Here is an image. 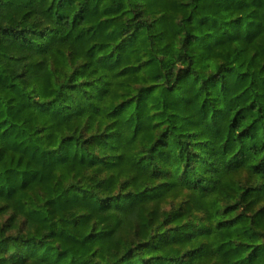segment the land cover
I'll use <instances>...</instances> for the list:
<instances>
[{"label": "trees", "instance_id": "1", "mask_svg": "<svg viewBox=\"0 0 264 264\" xmlns=\"http://www.w3.org/2000/svg\"><path fill=\"white\" fill-rule=\"evenodd\" d=\"M0 264H264V0H0Z\"/></svg>", "mask_w": 264, "mask_h": 264}]
</instances>
